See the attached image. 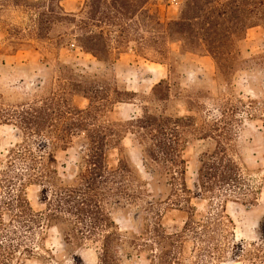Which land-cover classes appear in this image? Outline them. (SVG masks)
Listing matches in <instances>:
<instances>
[{
    "label": "rangeland",
    "instance_id": "1",
    "mask_svg": "<svg viewBox=\"0 0 264 264\" xmlns=\"http://www.w3.org/2000/svg\"><path fill=\"white\" fill-rule=\"evenodd\" d=\"M117 2L127 3L118 4L125 15L109 22L102 18L105 7L100 4L93 14L88 0H29L0 7V109L70 93L77 108L92 104L104 120L128 131L125 153L142 180L154 183L170 174L157 168L150 175L144 167L140 126L159 117L180 119L177 149L184 174L177 175V197L166 186L158 194L163 231L176 235L189 215L202 222L209 213L224 212L234 232L225 257L212 262L204 251L193 252L187 241L186 263L264 264V8L259 0ZM79 39L93 46L98 57L81 50ZM117 101L124 102L114 105ZM19 135L14 126L0 125V212L7 197L4 163L21 142ZM70 146L51 155L66 185L74 180L81 143L74 139ZM220 147L241 169L248 194L198 195L200 160ZM108 163L117 165V149L109 152ZM40 190L36 183L25 186L34 212L44 210ZM135 211L115 209L112 216L126 237L135 234L151 245L127 264H151L155 246L142 225L148 215L140 212L135 220ZM15 213L0 219V264H100L99 244L66 245L56 228L39 232L28 214L22 227ZM233 245L242 250L240 256L233 255Z\"/></svg>",
    "mask_w": 264,
    "mask_h": 264
},
{
    "label": "trees",
    "instance_id": "2",
    "mask_svg": "<svg viewBox=\"0 0 264 264\" xmlns=\"http://www.w3.org/2000/svg\"><path fill=\"white\" fill-rule=\"evenodd\" d=\"M117 1L88 0L87 8L95 14L101 4L105 7L101 12L102 18L109 22L125 15L119 5L127 3L119 4ZM28 2L0 0V7H17ZM259 4L264 8V0H259ZM135 13L129 14L135 16ZM263 19L264 13L260 17L262 23ZM79 30L83 28L80 26ZM79 47L98 57L93 46H85L81 39ZM71 96L70 93L62 97L52 95L41 103L34 101L21 107L0 109V125L14 126L21 137V142L8 151L4 163L2 175L7 197L1 206L0 219L4 214L16 212L15 221L25 227L28 214L36 230L43 233L46 228H56L66 245L99 244L100 264H127L134 257H139L145 251L143 248L151 245L143 237L135 234L126 237L121 233L112 211L135 208V220L140 212L148 215L142 225L149 229L152 246H155L151 264H200L197 259L186 263L188 259L183 256L187 241L194 245L193 252L201 255L204 251L212 262L222 260L234 237L233 222L224 212L209 213L202 222L189 215L183 231L172 236L166 235L161 225L160 206L163 201L158 194L166 186L170 188V195L177 197V175L184 174V161L177 149L180 139L176 131L180 127V119L172 122L169 118L159 117L140 126L144 167L150 175L157 173V168L170 174L165 181L145 182L125 153L123 140L128 131L120 128L121 125L104 120L97 113L99 109L92 104L87 109L77 108ZM118 102L124 101H117L114 105ZM74 139L81 143L79 158L73 173L74 180L66 185L54 168L55 158L51 155L58 150L67 151ZM112 149L118 150L115 167L108 163ZM226 155L223 147L209 156L203 154L196 184L199 196L203 192L216 191L223 194L221 196L248 194L249 190L243 188L241 169ZM27 183L40 186L42 212H34L29 206L24 195ZM184 184L182 182L180 186ZM147 186L151 191L146 189ZM172 205L177 206V201ZM204 244L205 249L202 247ZM232 248L236 249L233 255L240 256V247L233 245Z\"/></svg>",
    "mask_w": 264,
    "mask_h": 264
}]
</instances>
